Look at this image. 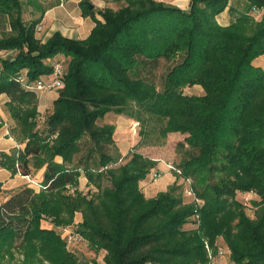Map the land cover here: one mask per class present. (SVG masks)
<instances>
[{
    "label": "trees",
    "instance_id": "1",
    "mask_svg": "<svg viewBox=\"0 0 264 264\" xmlns=\"http://www.w3.org/2000/svg\"><path fill=\"white\" fill-rule=\"evenodd\" d=\"M103 1L97 14L80 4L95 24L87 39L55 33L43 43L37 29L45 13L26 24L20 0H0V24L8 18L13 33L0 38V51H18L0 62V96L9 98L12 136L25 145L0 153V168L28 177L45 168L39 192L24 186L0 203V264H94L57 231L75 225L77 214L76 233L91 254L106 253L105 264H207L206 241L220 243L235 264H264V68L256 65L264 57V0H244L240 11L231 0H189L187 10ZM227 9L237 14L222 26ZM162 61L170 68L157 83ZM56 62L62 86L39 128L32 87ZM195 86L201 95L184 92ZM110 113L138 125V148L184 136L181 174L169 190L145 196L141 184L158 163L137 149L119 157L115 127L98 124ZM82 174L95 195L80 190ZM179 180H190L194 200ZM239 193L258 197L253 217Z\"/></svg>",
    "mask_w": 264,
    "mask_h": 264
},
{
    "label": "rangeland",
    "instance_id": "2",
    "mask_svg": "<svg viewBox=\"0 0 264 264\" xmlns=\"http://www.w3.org/2000/svg\"><path fill=\"white\" fill-rule=\"evenodd\" d=\"M57 1L59 0H20V2H22L23 4V21L26 24H29L30 22H32L33 20L41 17L42 13H45V11L52 6L53 4H55ZM158 1V0H157ZM234 4H238L236 1H234ZM257 13H260L259 10H257ZM260 17V14H257ZM257 17V18H259ZM256 18V19H257ZM257 20H260L257 19ZM41 27V28H40ZM43 26L38 27L37 29V36H39L40 39H44L43 34L41 33L43 31ZM40 28V30H39ZM12 30L10 28V24H9V20L8 18L3 19L2 23L0 24V38H2L3 36H10L12 35ZM6 36V37H7ZM43 42V41H42ZM47 42V41H46ZM43 42V43H46ZM1 55H0V62L3 60H8L10 58H14L15 56H17L18 51H14V50H10V51H1ZM262 60L264 58H258L256 60V62H258L259 60ZM62 60L64 62H66V59L64 57H62ZM264 63V61H263ZM170 68V64L166 63L165 61H162L159 65V68L156 72V82L159 83L161 81V77L165 76V74L167 73V71ZM42 80V79H41ZM54 91V90H52ZM58 92V91H57ZM186 94L188 95H201L203 93V91L201 90V88L199 86H195V87H191V88H186L184 91ZM42 92H38V94H41ZM52 113V110L50 112H48L47 110L44 111V114H42L39 118V128H42L44 125V122L46 120V118L48 117V115H50ZM99 126H104V125H113L115 127V135H114V140L116 142V146L119 150V157L120 158H127V155L129 153H133L134 151H137L141 154H143L145 157H148L152 160L157 161L158 163V170L161 173V178L158 179L157 181H153L151 180V175L148 177L147 181H145L147 183L146 186H143L141 184V189L143 188V190H148L146 189L147 187L151 188V195H148V191H147V198H149L150 196H157V194L161 193V192H166L167 190H169L174 183H166L167 178L165 177L166 173H170L171 175H169V179L172 180L173 178H175V180H177V173L175 172V170L171 169L173 167L177 168V164L180 161V154L177 151V144L179 142H182L184 139V136H182L181 134H170L168 136V138L165 140V143L163 145H154V146H146V147H137L138 143H139V139L140 136H138V134H133L132 133V125L133 122L127 118L125 115H117L114 113H110L108 115L105 116V118L103 120H100L98 122ZM89 148H91V145L88 148L84 149V152H82L81 154L77 155V159L81 158L85 153H87V151L89 150ZM129 149V150H126ZM127 151V152H126ZM110 152H112L110 150ZM126 152V153H125ZM113 153L117 154L118 152ZM56 160V159H55ZM122 161V160H121ZM57 162V161H56ZM125 162V161H124ZM122 162V163H124ZM119 164H121V162H119ZM156 168V169H157ZM37 174H33V176L29 179L30 180V186L31 184L34 186H31L30 188L34 189L35 191L39 192L41 190V184L42 181L40 182L39 179H37L35 176ZM35 183H32V182ZM179 184H181V186L184 188L183 192L185 193L188 190H191L190 188V183L185 182L184 180H179ZM80 190L82 192H84V194H89L92 196L96 194V189L92 184H89L88 179L86 177L85 174H82L81 176V183H80ZM108 184V182L106 183ZM169 187V188H168ZM168 188V189H167ZM72 192V191H71ZM5 196V194L3 195V197ZM186 198H191V199H195L194 195H184ZM6 198V196H5ZM0 199V203L2 201H4V199ZM240 200V202H242L246 209L247 212L250 216H254V205H253V201H257L258 197L256 195H254L253 193H247L245 196H239L238 198ZM77 221H82V215L79 214L77 216ZM76 221V222H77ZM43 227L44 228H48V229H52L54 226L52 224H50L49 221L47 222H43ZM79 223H75V225L70 226V227H65V228H57V231L59 232V234L61 235V237L63 238V240H66V242L69 240L68 234H78L76 233L77 231V227L76 225ZM68 239V240H67ZM68 249L74 253L77 257L81 258L82 260H95L96 262L101 261V259L104 258V256L106 255L105 252H100L99 254L94 255V253H90L89 251V247H86V243L85 241H75L72 243H69L68 241ZM225 256V255H224ZM224 258V257H222ZM220 263L222 264V262L220 261Z\"/></svg>",
    "mask_w": 264,
    "mask_h": 264
},
{
    "label": "crops",
    "instance_id": "3",
    "mask_svg": "<svg viewBox=\"0 0 264 264\" xmlns=\"http://www.w3.org/2000/svg\"><path fill=\"white\" fill-rule=\"evenodd\" d=\"M83 1H88L94 6L96 14L103 10L106 6V3L103 0H59L52 6H50L44 14L43 21L41 23V26H43V31L41 32L44 36V39H42L43 42L48 41L55 33H61L64 37L68 39H74V40H85L87 39L95 24L91 17H84L82 14V9L80 7V4ZM160 2H163L167 5L176 6L182 10H187L190 6L189 0H158ZM234 1H236L238 4H234ZM232 7L238 11L243 9L245 7L244 0H231ZM234 14L236 15L237 12L234 10H226L224 13H222L220 16H218V22L222 26H229L232 21L234 20ZM97 17L100 19V16L97 15ZM259 17V15L256 14V18ZM261 18V15L260 17ZM257 18V19H259ZM39 38V36H38ZM264 58V57H261ZM264 61V59H263ZM260 59L258 62H256V65H259L264 68V63ZM49 78L43 77L42 81H48ZM39 96V106L38 111L40 116L44 114V111L50 112L53 109V104L57 100L59 93L57 90L54 91H44L41 94H38ZM9 102V98L7 95H1L0 96V153H4L7 155H12L15 151L23 150L25 145L20 144L16 141V139L11 134V129L14 125L13 120L10 118L9 113L7 112L6 103ZM129 150V149H126ZM127 152V151H126ZM125 152V153H126ZM56 161L58 163H62V158L57 157ZM45 168L41 170H34L32 171L33 174H37L35 177L39 179L41 182L44 177ZM171 175L169 172L165 174V177L167 178L166 183L171 184L176 182L175 178L170 180L168 177ZM81 183V178H80ZM175 184V183H174ZM173 184V185H174ZM0 199L6 200L19 190L20 188L24 186H34L31 184L30 186V180L27 179L25 176H23L20 173H17L13 175L11 171L5 168H0ZM81 185V184H80ZM143 186H146L147 183L143 182ZM169 188V187H168ZM167 188V189H168ZM148 190H143L142 192L147 197V191L148 195H151V188L147 187ZM5 196L3 197V195ZM246 194H238L239 196H245ZM156 196V195H155ZM154 196V197H155ZM153 196H150L149 198H154ZM75 219V223H81L80 221H77V216ZM77 221V222H76ZM224 258H220V261L222 264H235L230 261L228 255L223 256Z\"/></svg>",
    "mask_w": 264,
    "mask_h": 264
},
{
    "label": "built area",
    "instance_id": "4",
    "mask_svg": "<svg viewBox=\"0 0 264 264\" xmlns=\"http://www.w3.org/2000/svg\"><path fill=\"white\" fill-rule=\"evenodd\" d=\"M256 14L257 10L255 11ZM41 28V27H40ZM39 28V30H40ZM1 51H0V55H1ZM62 72H63V66L60 62H56V64L54 65V71L52 76L49 78L48 81H40L36 86L32 87L33 89H35V91L38 92H44V91H52V90H58L59 88H61L62 86ZM132 133L133 134H138V125L136 123H133L132 125ZM1 160V157H0ZM173 170H175V172L179 175L181 174L180 170H177L175 167L171 168ZM27 179H30V177L25 176ZM161 178V173L159 170H154L151 174V180H153L154 182L157 181L158 179ZM185 182L190 183V180H184ZM32 182V181H31ZM35 183V182H32ZM191 187V186H190ZM74 190L72 189V192ZM186 195H193L191 190H188L185 192ZM69 237V243L75 242V241H83V238L79 235V234H68ZM67 241V242H68ZM205 249L207 252V264H221L220 263V258L223 257L225 255V249L223 248V246L220 245V243L216 242L213 246H210V244L206 241L205 242ZM94 264H105L103 262V259H101V261L95 262Z\"/></svg>",
    "mask_w": 264,
    "mask_h": 264
},
{
    "label": "water",
    "instance_id": "5",
    "mask_svg": "<svg viewBox=\"0 0 264 264\" xmlns=\"http://www.w3.org/2000/svg\"><path fill=\"white\" fill-rule=\"evenodd\" d=\"M88 6H89L90 10L94 9V6L91 3H88Z\"/></svg>",
    "mask_w": 264,
    "mask_h": 264
}]
</instances>
